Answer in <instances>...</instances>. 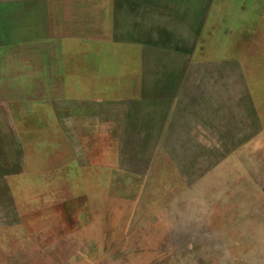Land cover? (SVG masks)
Listing matches in <instances>:
<instances>
[{"label":"rangeland","instance_id":"374dc122","mask_svg":"<svg viewBox=\"0 0 264 264\" xmlns=\"http://www.w3.org/2000/svg\"><path fill=\"white\" fill-rule=\"evenodd\" d=\"M0 264H264V0H0Z\"/></svg>","mask_w":264,"mask_h":264}]
</instances>
